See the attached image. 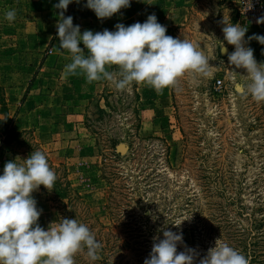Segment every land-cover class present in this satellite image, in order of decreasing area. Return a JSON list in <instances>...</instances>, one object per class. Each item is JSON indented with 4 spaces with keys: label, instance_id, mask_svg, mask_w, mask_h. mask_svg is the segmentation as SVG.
<instances>
[{
    "label": "rangeland",
    "instance_id": "374dc122",
    "mask_svg": "<svg viewBox=\"0 0 264 264\" xmlns=\"http://www.w3.org/2000/svg\"><path fill=\"white\" fill-rule=\"evenodd\" d=\"M40 2L0 0V174L7 161L46 154L57 179L51 191L41 185L31 194L42 209L39 226L75 218L90 227L100 259L89 260L84 250L76 264H143L161 229L182 234L177 252L192 249L193 264L219 238L234 247L237 228L262 211L264 102L246 94L245 71L220 52L221 43L234 51L220 22L247 27L246 41L264 35V23H256L264 0H192L172 37L196 44L211 75L186 73L159 92L65 78L71 58L56 36L59 0ZM82 3L64 13L73 23ZM11 9L17 15L8 22ZM149 9L140 6L139 17L146 20ZM246 46L264 63V45Z\"/></svg>",
    "mask_w": 264,
    "mask_h": 264
},
{
    "label": "clouds",
    "instance_id": "9594fccd",
    "mask_svg": "<svg viewBox=\"0 0 264 264\" xmlns=\"http://www.w3.org/2000/svg\"><path fill=\"white\" fill-rule=\"evenodd\" d=\"M73 2L79 0H59L53 5L59 10V49L66 50L71 58L63 69L65 78L83 75L88 83L108 81L121 91L135 83L159 92L175 87L186 73L211 75L209 59L198 46L188 39L166 35V26L158 22L154 13L143 23H117L115 31L81 33L80 26L73 24V17L64 15ZM130 6V0H86L85 4L100 20ZM16 15L15 9L7 10L4 18L13 22ZM220 23L224 41L234 47L229 53L221 43L220 52L227 55L230 65L245 71L247 80L240 87L246 94L257 103L264 102V63H258L254 50L246 46L251 40L264 45V35L253 34L246 41L247 27L233 24L230 19ZM256 23H264V16ZM112 66L118 70H108ZM21 160L7 161L0 174V264H76L75 256L84 250L89 260H99L102 245L87 224L75 218H60L59 222H51L47 230L39 226L42 209L37 208L31 194L41 185L51 191L57 176L41 150L32 151ZM161 231L163 238L153 237L151 252L143 264H193L192 249L177 252L182 234ZM200 264H250V260L219 238Z\"/></svg>",
    "mask_w": 264,
    "mask_h": 264
},
{
    "label": "crops",
    "instance_id": "0c3cea01",
    "mask_svg": "<svg viewBox=\"0 0 264 264\" xmlns=\"http://www.w3.org/2000/svg\"><path fill=\"white\" fill-rule=\"evenodd\" d=\"M22 1L25 2L26 0ZM191 2L192 0H130V7L121 9L120 12L114 14L111 18L100 20L97 19L92 10L85 7L86 0H83V10L73 24L79 25L81 31L82 29L91 30L93 32L103 31L104 29L115 31L114 26L117 23H122L125 26L131 25L135 22L141 23L144 19L139 17L140 6L143 7L147 4L150 7L148 10L149 15L154 13L158 22L166 26V35L172 36L174 28L185 23ZM37 3L39 4V2ZM40 5H44L43 0H41ZM83 21L88 25L82 27Z\"/></svg>",
    "mask_w": 264,
    "mask_h": 264
},
{
    "label": "trees",
    "instance_id": "16d2710c",
    "mask_svg": "<svg viewBox=\"0 0 264 264\" xmlns=\"http://www.w3.org/2000/svg\"><path fill=\"white\" fill-rule=\"evenodd\" d=\"M259 210H262L260 216L249 215L250 221L237 228V234L233 240L235 242L233 248L240 250L250 260V264H264V199L263 206ZM238 213L245 212L238 210Z\"/></svg>",
    "mask_w": 264,
    "mask_h": 264
},
{
    "label": "built area",
    "instance_id": "2783aa9c",
    "mask_svg": "<svg viewBox=\"0 0 264 264\" xmlns=\"http://www.w3.org/2000/svg\"><path fill=\"white\" fill-rule=\"evenodd\" d=\"M222 84V78H217L216 80H215V85L217 86V87H219L220 85Z\"/></svg>",
    "mask_w": 264,
    "mask_h": 264
}]
</instances>
